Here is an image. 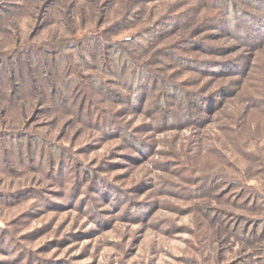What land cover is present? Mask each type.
<instances>
[{"label":"rangeland","instance_id":"obj_1","mask_svg":"<svg viewBox=\"0 0 264 264\" xmlns=\"http://www.w3.org/2000/svg\"><path fill=\"white\" fill-rule=\"evenodd\" d=\"M244 1L0 0V264H264Z\"/></svg>","mask_w":264,"mask_h":264},{"label":"trees","instance_id":"obj_2","mask_svg":"<svg viewBox=\"0 0 264 264\" xmlns=\"http://www.w3.org/2000/svg\"><path fill=\"white\" fill-rule=\"evenodd\" d=\"M246 4H248L249 6H253V7H257V8H260V9H262V10H264V0H245L244 1ZM225 8H224V10H225V13H228V12H230L231 11V9L232 10H234V11H237L238 12V14H241V12H242V7L236 2V3H233L232 2V0H225ZM256 18L257 19H260L261 20V22L258 24V29H257V32L260 34V35H263V32L261 31V29H260V27L262 26V21H264V14H262V15H258V17L256 16ZM248 21L247 22H249L250 20L249 19H247ZM257 23V22H256ZM256 23H255V25H256ZM249 24V23H248ZM159 35L160 34H156L155 33V35L154 36H152V38H147V36H143L144 37V39L145 40H147L146 41V44L145 43H139L138 44V46L139 47H141V48H144L146 45H148V44H150L151 42H153L154 40H155V38L157 37H159ZM115 61H116V59H115ZM116 64H119V71L117 72V75H120L121 74V76L123 75L124 76V74L126 73V72H131L130 74H129V76H130V80H129V82H128V84L129 83H132V84H134L132 81H135V83H137V91H138V93L136 92L135 93V96H137V98H136V100H133V101H136V102H139L140 101V98H139V96L140 95H142V93L141 92H143L144 90H146L145 88H146V84H145V82L144 81H142L141 79H139L138 77H137V73L136 72H133V71H131V69L129 68V66H127V65H124V62L122 61V62H118V63H116ZM98 88H99V86H97ZM124 100H129V95L127 96V95H125V97H124ZM157 108H158V106H157Z\"/></svg>","mask_w":264,"mask_h":264}]
</instances>
